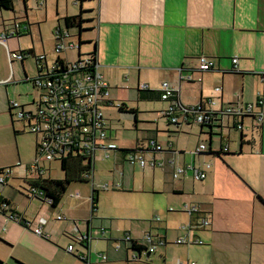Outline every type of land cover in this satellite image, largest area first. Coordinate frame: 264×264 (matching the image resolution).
Segmentation results:
<instances>
[{
    "label": "crops",
    "instance_id": "0c3cea01",
    "mask_svg": "<svg viewBox=\"0 0 264 264\" xmlns=\"http://www.w3.org/2000/svg\"><path fill=\"white\" fill-rule=\"evenodd\" d=\"M68 2L55 0L54 15L50 18L46 14V0L42 5L37 4L45 12L44 21H50L51 25L55 23L52 27L54 42L55 31L64 29L63 17L77 14L79 6L83 10L82 18L86 20L84 41L88 47L80 52L85 54L96 47L97 71L108 84L109 91L110 104L104 108H117L122 103L123 110H118V115L134 119L130 112L134 109L136 122L138 113L156 109L155 112L161 115L167 103L160 100L158 90L160 83L166 81L175 89V96L183 105L202 104L219 111L229 104L256 105L261 99L257 108L259 117L243 118L242 131L235 127L232 116L225 117L214 132L192 122L177 126V130L184 133L188 132L184 127L198 126V141L192 151L198 143L206 144L207 150L203 153L194 155L190 152L193 158L190 162L180 159L186 153L182 148L174 147L170 141L163 146L157 141L156 133L152 135L150 138L162 149L144 150L146 159L155 161L153 167L146 166L151 169L169 167V186L156 188L152 183L151 193L161 194L164 201L153 199L154 203L163 205L158 209L161 217L144 221L147 225L133 223V213L115 205L123 196H129L125 198L133 201L130 192L136 189L132 175L137 164L127 162L122 150L134 149L147 139H137L130 146L117 145L107 157L97 153L87 177L88 190L84 189L83 193L74 190L67 199L61 198L51 206L42 197L30 196L26 191L29 182L26 177L34 175V171H27L35 161L34 138V161L25 164V175L19 178L24 185L22 190L28 199L27 206L21 209L11 202L12 194L7 189V183L13 177L11 170L6 184H0V202L7 200V210L19 214L22 219L15 221L0 212V245L9 250L18 264H175L178 259L187 264H264V0H81L79 5L70 0L74 8L69 11ZM13 20L21 21L27 29L19 36L9 37L5 45L0 43L6 61L0 69V81L10 82L14 81L15 75L20 76L13 68L17 59L9 61L8 51L32 49L36 56L46 55L19 44L21 36H31L32 22L28 18L8 20L0 10V29ZM73 33L68 32L71 34L69 40L75 38ZM70 50L75 51L74 58ZM77 53L76 48L66 47L58 56L70 63L75 61ZM201 55L213 60V69L201 73L199 81L179 80V69L185 64H195ZM56 56L46 55L44 64L50 65ZM232 58L237 62L232 63ZM24 60H18L23 81L31 83L30 79L36 73L28 76L24 72ZM140 84H146L147 89H139ZM216 86L220 87L219 93L214 91ZM32 88L36 89L33 85ZM153 99L161 102L160 106L148 108L139 103ZM6 100L10 113L11 100ZM34 101L26 105H33ZM24 104L21 103L23 107ZM104 116L111 141L115 142V132L109 124L111 118L106 113ZM170 129L165 130L170 132ZM224 129L229 134L226 143H223ZM16 131L28 130L23 124V128ZM215 136L219 137L217 145H213ZM229 138L235 145L229 144ZM224 146L228 151H221ZM147 153L152 155L148 157ZM156 153L160 154L159 158ZM109 159L113 163L124 161L129 164L131 175H107L102 182L94 174V165ZM172 160L198 167L207 162L210 167L202 180H194L190 171L173 179ZM54 161L58 160L39 162L45 177L53 170ZM146 166L139 167L145 169ZM123 167L124 163L121 169ZM107 206L113 213L106 209ZM57 215L62 218L57 219ZM39 217L46 219L41 226L42 235L32 230ZM202 219L209 224L201 226ZM145 233L153 235L155 240H158L156 237L163 239L150 254L133 248L132 241H124L125 235L141 239ZM180 237L185 240L182 244L175 242ZM198 239L200 242H195ZM70 244L73 249L68 251ZM116 244H119L118 248Z\"/></svg>",
    "mask_w": 264,
    "mask_h": 264
},
{
    "label": "built area",
    "instance_id": "2783aa9c",
    "mask_svg": "<svg viewBox=\"0 0 264 264\" xmlns=\"http://www.w3.org/2000/svg\"><path fill=\"white\" fill-rule=\"evenodd\" d=\"M76 1V0H74ZM44 3L39 1V5ZM21 21L13 20L6 28L0 29V43L5 45L6 40L12 36H19L26 30ZM71 35L66 30L57 29L55 31L54 54L57 56L50 65L44 64L46 55L40 54L36 56V74L30 79L34 88L39 90V98L33 102L35 111L26 110L16 100L9 102V111L12 116H16L27 128L30 133L35 134L36 139V155L35 161L29 165L27 171H34L32 177H26L30 183L34 182L37 177L44 176V168L39 167L40 161L60 160L62 155L68 152L80 151L87 157H93L100 153L102 157H107L109 151L117 149V144L111 141V135L104 116L103 108L110 104L108 84L103 80L102 75L97 71V63L92 69L88 70L87 58L82 56L80 61L65 62L59 58V54L66 47H74L77 49L75 38L69 40ZM25 54L20 51H8V59L22 60ZM62 61L59 66L56 61ZM232 63H236L237 59L232 58ZM214 62L205 55L198 57L193 65H183L179 69V80L193 82L200 80V74L212 70ZM53 70H56L53 72ZM53 72V73H52ZM50 74V75H48ZM8 81V80H7ZM7 81H0V84H5ZM139 89H147L146 84H140ZM159 98L167 103L165 109L161 111V115L168 121L169 124L175 127L181 124L204 125L209 124L208 129L214 132L219 125H222L225 117L232 116L235 119V127L243 129V118L254 117L258 119L259 112L257 108L261 105V99H258L256 105L247 104L242 107L229 104L225 108L212 110L205 108L202 104L198 105H183L175 96V89L168 82L162 81L159 86ZM216 93L220 92V87L214 88ZM203 109V110H201ZM207 114V115H206ZM152 149L153 151H161L162 147L153 138H149L137 146V149L126 156V161L131 164H137L141 167L149 164L151 167L155 165L154 159L147 160L144 155V150ZM205 143H198L192 154L197 155L206 151ZM221 151H228V147L224 146ZM172 165L171 177L179 179L187 172H191L194 180H202L206 177L207 170L210 164L204 162L201 167L192 164L170 162ZM10 174V169L0 173V184H6L7 177ZM90 175V173H89ZM88 175V176H89ZM28 195L33 197H42L50 203V200L45 197L44 192L34 185H28L26 189ZM1 196V191H0ZM4 210L3 215L8 216L15 221H21L19 214L11 210H7V205L1 201L0 211ZM194 211V208H192ZM61 219V215L56 216ZM44 217L37 218L33 232L42 235L41 226L45 223ZM156 220H160L156 217ZM209 222L202 219L201 226H207ZM81 238V237H80ZM85 238V237H84ZM86 238H88L86 236ZM150 233H145L141 239H131L125 235L124 241H133L137 246L144 245L143 254L154 252L158 244L163 243L161 237H156ZM184 238H177L176 243L182 244ZM195 242H200L196 240ZM116 248L119 244H116ZM73 245L67 246V250L71 251ZM85 258V255H81ZM106 258L105 255H100ZM136 257V256H135ZM87 259V256H86ZM175 264H187L176 260ZM189 264H195L191 262Z\"/></svg>",
    "mask_w": 264,
    "mask_h": 264
},
{
    "label": "rangeland",
    "instance_id": "374dc122",
    "mask_svg": "<svg viewBox=\"0 0 264 264\" xmlns=\"http://www.w3.org/2000/svg\"><path fill=\"white\" fill-rule=\"evenodd\" d=\"M40 0H28L26 6H24L22 0H13V10H2L3 16H8V20L12 18L24 19L28 18L32 22V33L31 36L24 35L20 37L19 44L21 47L29 46L33 47L36 52H44L49 57L54 56V37L52 34V23L50 21H44L43 14L45 13L43 8L38 7V2ZM61 1V0H58ZM70 2V0H69ZM68 2V11L74 6ZM46 14L50 18L54 15L55 0H46ZM76 8V7H75ZM86 32L81 34V39L84 41ZM88 47L86 43H83L80 47L81 52L83 48ZM70 55L72 58L75 56V51L70 50ZM4 49L0 46V69L4 68L5 63ZM15 63V64H14ZM13 68L18 74L13 78L14 81L7 82L5 84H0V168L1 167H11L13 177L10 183H7V189L12 194L11 202L12 204H18L21 209L27 206V198L22 190L21 176L25 175V164H29L34 161V138L35 134L28 131L15 133L16 130L22 129V122L16 117L12 116L7 111V98L9 100H16L19 104L25 103L24 109L35 111L34 105L30 104L32 100L37 101L39 98V90L33 89L31 83L23 81L22 68L17 60L14 62ZM16 66V67H15ZM24 72L28 76L34 75L36 73L35 59L33 57L27 56L24 60ZM17 80V81H16ZM134 98V97H133ZM27 102V103H26ZM141 106H146L148 108H157L160 103L157 99L141 101L139 102ZM116 104V103H115ZM154 109L149 113H138L137 122L135 123L133 117L124 119V116L118 115V109L116 107L104 108V113L109 114L111 120L109 124L112 125L115 132V142L117 145L130 146L136 143V140H146L153 137L156 133L157 141L163 146L170 141L174 147L182 148L186 153L180 156V159H185L187 162L192 161V155L190 152L198 141V126L191 125L190 127H184L188 132H180L174 125L168 124L166 120L160 115V113L155 112ZM11 115V116H10ZM160 115V116H159ZM108 121V120H107ZM171 128L166 132V128ZM176 131V132H175ZM174 132V133H173ZM224 142L226 143L227 137H229L227 129L223 130ZM234 135V133H232ZM229 144L235 145V142L229 138ZM219 137H213V145H217ZM148 157L152 153L146 154ZM156 157L159 158L160 154L156 153ZM106 163L95 162L94 174L96 177L101 178L103 182V177L107 175H118L117 173H123V175H131L129 164L126 162L117 161L116 163L111 162ZM124 163V167L121 169V165ZM135 166L133 171L134 179V192L133 201H130L129 196H123L116 200L115 205L122 208V210L133 213V223H143L155 216L161 217V212L159 208H162L163 196L161 194L151 193V185L154 182L156 188L161 186H169L167 180L169 179V167L164 166L162 168H149L146 166L145 169L138 168ZM53 170L51 173L46 174L54 179H62L63 172L60 169V162H52ZM16 176L18 178H16ZM109 184V182H106ZM0 187H2L0 185ZM89 182H72L67 186L66 191L62 195V199H67L69 193L74 190H78L80 193L84 189L88 190ZM150 193H146V192ZM159 192V191H157ZM127 195V194H125ZM153 199H157V203L153 202ZM74 203L73 201H71ZM111 204V203H110ZM133 206H132V205ZM132 206V207H131ZM106 209L113 213L112 208L107 206ZM50 211V210H49ZM162 211V210H161ZM125 222V221H120ZM144 222V224H146ZM129 223V222H128ZM147 225V224H146ZM54 246V245H53ZM56 247V246H54ZM61 248V246H59ZM98 254V253H97ZM95 255V254H94ZM15 257L9 253V250L0 245V264H18L14 261ZM150 263V262H146Z\"/></svg>",
    "mask_w": 264,
    "mask_h": 264
},
{
    "label": "trees",
    "instance_id": "16d2710c",
    "mask_svg": "<svg viewBox=\"0 0 264 264\" xmlns=\"http://www.w3.org/2000/svg\"><path fill=\"white\" fill-rule=\"evenodd\" d=\"M26 1L23 0L24 6H26ZM45 1V0H43ZM81 0H76L75 4L79 5ZM0 10H13V0H0ZM83 10L80 8L78 9V13L72 16H64L63 17V24H64V30L67 32L74 31L72 34L73 37L76 38L77 47H78V53L76 60L77 62L80 61V58L82 56H88L86 62L88 70L92 69L94 64L97 63V56H96V47L94 46L93 49L88 53H81L80 47L83 43H86L81 39V34L85 32L84 24L86 22L85 19L82 18ZM74 29V30H72ZM71 35V34H70ZM21 53L25 54V56L33 57L36 61V55H34L32 49H19ZM26 57H24L22 60H24ZM59 66L62 65V61L58 60L56 61ZM56 70H53L55 72ZM52 72V73H53ZM50 75V74H48ZM117 108L119 111L123 110V104H118ZM203 110V109H201ZM130 112L134 115V121L136 122V116H135V110L131 109ZM207 115V114H206ZM199 127L206 126L207 128L210 127L209 124L204 125V123H201L198 125ZM17 133V131H15ZM243 137V135H242ZM243 142V139L241 140ZM139 144V142L137 143ZM137 147L134 149H123L122 152L124 153V156H127L128 153H131L135 151ZM60 169L63 172V178L62 179H54L49 177H37V179L30 183L27 182L28 185H34L38 189L42 190L44 192V195L46 198L50 200V205L55 206L61 199L63 193L66 191L67 186L72 182H85L87 181V177L89 173L92 170V158L87 157L84 153H81L80 151L73 150L72 152H68L65 155H62L60 157ZM11 167H5L0 168V173L5 172L6 170H9ZM27 181V179H26ZM7 207L9 205V202L7 200L3 201ZM95 203V199L93 198V204ZM94 207V206H93ZM0 212H5L4 210H1ZM23 223V222H21ZM133 248L137 249H145L144 245L137 246L135 242L132 241Z\"/></svg>",
    "mask_w": 264,
    "mask_h": 264
},
{
    "label": "water",
    "instance_id": "95a60500",
    "mask_svg": "<svg viewBox=\"0 0 264 264\" xmlns=\"http://www.w3.org/2000/svg\"><path fill=\"white\" fill-rule=\"evenodd\" d=\"M77 50H78V47H77Z\"/></svg>",
    "mask_w": 264,
    "mask_h": 264
},
{
    "label": "bare ground",
    "instance_id": "6f19581e",
    "mask_svg": "<svg viewBox=\"0 0 264 264\" xmlns=\"http://www.w3.org/2000/svg\"><path fill=\"white\" fill-rule=\"evenodd\" d=\"M90 264V263H89Z\"/></svg>",
    "mask_w": 264,
    "mask_h": 264
}]
</instances>
